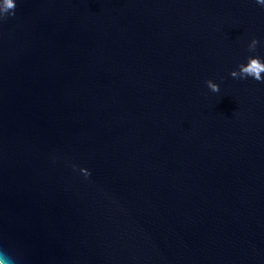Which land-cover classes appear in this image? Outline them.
<instances>
[{
    "label": "water",
    "instance_id": "95a60500",
    "mask_svg": "<svg viewBox=\"0 0 264 264\" xmlns=\"http://www.w3.org/2000/svg\"><path fill=\"white\" fill-rule=\"evenodd\" d=\"M14 3L0 14V253L264 264V83L230 75L264 60V6Z\"/></svg>",
    "mask_w": 264,
    "mask_h": 264
},
{
    "label": "clouds",
    "instance_id": "9594fccd",
    "mask_svg": "<svg viewBox=\"0 0 264 264\" xmlns=\"http://www.w3.org/2000/svg\"><path fill=\"white\" fill-rule=\"evenodd\" d=\"M256 2L264 6V0H256ZM16 4L14 0H3L2 5H0V14H11L14 15V9ZM259 41L257 39H252L251 43L248 45L249 52H255ZM238 71H232L230 73L231 77L235 79H247L251 77L257 82L264 83V60H262L259 55L250 56L247 58L246 64H240ZM207 87L213 92H219V86L212 81H207ZM86 174L85 177L90 175V173L84 169ZM0 264H12V257L8 256L7 253H0Z\"/></svg>",
    "mask_w": 264,
    "mask_h": 264
}]
</instances>
